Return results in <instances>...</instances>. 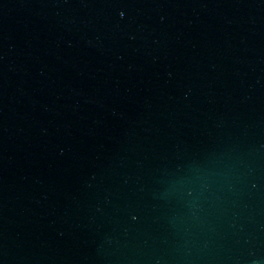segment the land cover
<instances>
[{
    "label": "water",
    "instance_id": "1",
    "mask_svg": "<svg viewBox=\"0 0 264 264\" xmlns=\"http://www.w3.org/2000/svg\"><path fill=\"white\" fill-rule=\"evenodd\" d=\"M0 264H264V0H0Z\"/></svg>",
    "mask_w": 264,
    "mask_h": 264
}]
</instances>
